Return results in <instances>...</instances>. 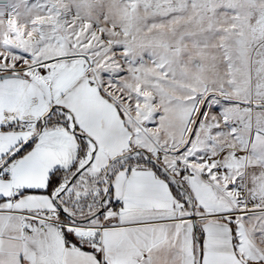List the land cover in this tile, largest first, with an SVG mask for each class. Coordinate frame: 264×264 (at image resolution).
I'll return each mask as SVG.
<instances>
[{"label":"crops","instance_id":"0c3cea01","mask_svg":"<svg viewBox=\"0 0 264 264\" xmlns=\"http://www.w3.org/2000/svg\"><path fill=\"white\" fill-rule=\"evenodd\" d=\"M5 33L0 31V72L19 75L0 80V165L25 141L34 140L28 151L0 168V264H197L199 247L201 264H264V205L258 211L241 212V187L250 193V186L236 153L247 151L246 130L234 128L229 119L210 120V140L203 147L191 136L188 146L179 143L171 150L172 158L195 172L179 175L188 188L189 203L177 198L169 182L150 166L115 164L107 177L111 160L132 144L155 156L162 153L144 130L126 122L116 98L101 84L96 88L88 83L92 64L86 56L52 55L43 59L40 70L35 64L43 60L32 56L29 63H18L10 56ZM59 59L67 62L58 71ZM56 105L72 113L76 132L63 124L45 125ZM164 121L169 131L173 126ZM172 121L177 122L172 131L179 133L180 141L184 121L178 117ZM77 131L92 138L94 158L71 186L50 194L51 173L72 167L78 159ZM87 171L88 178L81 180ZM88 181L94 188L89 193L101 194L99 202L107 204L89 219L80 216L94 203L84 208L71 201L84 198ZM56 196L73 207L68 209L69 219L59 217ZM46 210L62 223L47 222L42 229L41 221L30 213ZM195 224L202 240L196 238ZM247 237L254 244L251 248Z\"/></svg>","mask_w":264,"mask_h":264},{"label":"rangeland","instance_id":"374dc122","mask_svg":"<svg viewBox=\"0 0 264 264\" xmlns=\"http://www.w3.org/2000/svg\"><path fill=\"white\" fill-rule=\"evenodd\" d=\"M0 31L8 32V51L18 63L88 54V83L117 99L130 126L147 129V140L162 153L149 155L178 177L183 166L171 150L188 146L191 132L203 147L210 120L229 119L246 130L247 151L236 154L250 193L264 205V108L222 97L264 102V0H0ZM63 60L55 64L58 71ZM177 117L185 128L180 141ZM88 183L84 198H72L74 207H98L101 194L89 193Z\"/></svg>","mask_w":264,"mask_h":264},{"label":"trees","instance_id":"16d2710c","mask_svg":"<svg viewBox=\"0 0 264 264\" xmlns=\"http://www.w3.org/2000/svg\"><path fill=\"white\" fill-rule=\"evenodd\" d=\"M55 124H63L68 127H73L74 120H73L72 113L62 106H57V105L54 106L46 118L45 125H55ZM77 138L79 142V152H78V159L76 163H74V165L68 169L58 168L51 173L49 177L48 188H47L48 193L53 194V195L57 194V192H59L64 187V185L67 184V182L69 181L71 176L74 174V172L77 171L83 164H85L89 160L91 156L92 143H94L92 138L89 135L79 132V131H77ZM33 140L34 139H32V141L27 143L10 161H12L16 157H19L22 154H24L26 151H28L33 145ZM115 164H123L122 167L128 166L129 168L133 166H137V165L150 166L154 168L156 171H158V173L162 175L169 182L177 198H179L180 200H183L186 203H189V201L191 200L188 197V188L184 185V183L181 182V179H179V177L174 172H172V174L177 178L180 185L184 187V189L181 188V186L177 185L173 181L171 176L167 174V172L161 166H159L160 162L158 159H156L155 161H152L150 159L149 152L145 151L142 148H139V146L135 144H132L131 148L128 149L127 153L120 155L117 158L111 160L110 165H109L110 170L112 167L116 166ZM110 176L111 175H109V177ZM110 193H111V187L108 189L107 197H109ZM58 202L60 203V205H62V208H61L59 204H57V211H58L59 217L63 220L69 219L68 209L70 206H69L68 200L58 199ZM103 205L105 208L107 207L106 203L99 202V205L97 208H95L94 210L85 212L80 217L85 218V217L91 216L93 213L99 210ZM199 236H200V240H202V235L200 234Z\"/></svg>","mask_w":264,"mask_h":264},{"label":"water","instance_id":"95a60500","mask_svg":"<svg viewBox=\"0 0 264 264\" xmlns=\"http://www.w3.org/2000/svg\"><path fill=\"white\" fill-rule=\"evenodd\" d=\"M72 55H82V56H86L87 58H89V60H90V62H91V64H92V60H91V57L88 55V54H84V53H74V54H72ZM46 62V60H43V61H41V62H37L35 65H39V64H41V63H45ZM13 75H19V73H15V72H12V71H10V70H5V71H3V72H0V80L1 79H3V78H5V77H9V76H13ZM222 97H224L225 99H227V100H230V101H234V102H238V103H241V104H246V105H248V106H254V107H263L264 108V102H257V101H252V100H245V99H241V98H232V97H230V96H222ZM202 110V109H201ZM199 111V114H198V117H200L201 116V114H202V111ZM142 128H143V130H145L146 132H147V129L145 128V127H143L142 125H140ZM195 127V126H194ZM194 127H193V129H194ZM73 130H74V132H76V125L74 124L73 125ZM192 136V132H191V134H190V137ZM28 141L29 140H27V141H25L16 151H14V152H12L5 160H4V162H3V164L2 165H0V168L5 164V163H7L8 161H10L27 143H28ZM96 147V146H95ZM93 158H94V151L92 152V154H91V157H90V159L83 165V166H81L77 171H75L74 172V174L71 176V178L69 179V181L67 182V184L65 185V188H68L69 186H70V184H72L73 182H74V180L76 179V177L92 162V160H93ZM115 158H117V157H115ZM115 158H113V159H115ZM150 159L152 160V161H155V159L152 157V156H150ZM159 166H161L166 172H167V174H169L170 176H171V178L173 179V181L177 184V185H179V186H181L180 185V183H179V181L177 180V178L170 172V170L167 168V167H165L164 165H162V164H159ZM108 173H109V166L107 167V170H106V176L108 177ZM181 188H183L184 189V187H182L181 186ZM106 195L107 194H105L104 196H103V198H102V202L106 199ZM58 199V196H56V200ZM58 201V200H57ZM58 204H59V206L62 208V205H60V203L58 202ZM190 204H191V212L192 213H194V203H193V201H191L190 202ZM104 210V205L98 210V211H96L93 215H91L90 217H88L87 219H89V218H92V217H94V216H96V215H98L99 213H101L102 211ZM195 231H196V238H198L199 236H198V232H197V225L195 224ZM201 258H202V252H201V248L199 247V253H198V259H197V264H201Z\"/></svg>","mask_w":264,"mask_h":264},{"label":"built area","instance_id":"2783aa9c","mask_svg":"<svg viewBox=\"0 0 264 264\" xmlns=\"http://www.w3.org/2000/svg\"><path fill=\"white\" fill-rule=\"evenodd\" d=\"M38 67L40 68V70L43 69L42 65H38ZM26 123L21 124L20 127H25ZM179 171H181V173L186 174L187 176H193L195 174V172H193L190 169H187L185 167H182L180 169H178ZM2 176V175H0ZM205 176H207V174H205ZM241 190L244 194L243 197V209L241 212H246V213H250V212H254V211H258L261 210V206H262V199L261 197H259L256 194H252L247 192L246 188L243 186L241 187ZM117 205H122V202H117ZM30 215L37 219L40 220V227L43 229L46 226L47 222H55V223H62V220L57 217L52 211L50 210H46V211H40V212H34V213H30ZM29 232L31 233L32 230H29Z\"/></svg>","mask_w":264,"mask_h":264}]
</instances>
